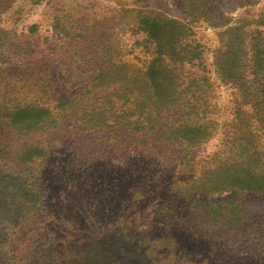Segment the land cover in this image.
Here are the masks:
<instances>
[{
  "label": "rangeland",
  "instance_id": "obj_1",
  "mask_svg": "<svg viewBox=\"0 0 264 264\" xmlns=\"http://www.w3.org/2000/svg\"><path fill=\"white\" fill-rule=\"evenodd\" d=\"M0 264H264V0H0Z\"/></svg>",
  "mask_w": 264,
  "mask_h": 264
},
{
  "label": "trees",
  "instance_id": "obj_2",
  "mask_svg": "<svg viewBox=\"0 0 264 264\" xmlns=\"http://www.w3.org/2000/svg\"><path fill=\"white\" fill-rule=\"evenodd\" d=\"M40 110H42L40 107H17L14 109L13 114L14 116H12V119L14 118V123L17 120H21V122H26V121H31L33 119L39 120L40 119ZM36 112V116L31 117L28 114H33ZM45 112V111H44ZM29 116V117H28ZM20 122V121H17Z\"/></svg>",
  "mask_w": 264,
  "mask_h": 264
}]
</instances>
